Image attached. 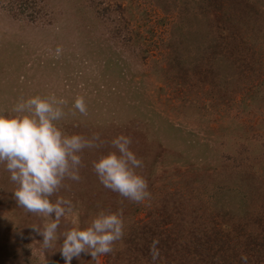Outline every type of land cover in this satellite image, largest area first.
Wrapping results in <instances>:
<instances>
[{
	"label": "rangeland",
	"instance_id": "1",
	"mask_svg": "<svg viewBox=\"0 0 264 264\" xmlns=\"http://www.w3.org/2000/svg\"><path fill=\"white\" fill-rule=\"evenodd\" d=\"M51 93L67 101L65 132L103 141L52 197L73 203L58 232L112 211L124 235L100 264H153L154 238L157 264H264V0H0V111ZM121 133L143 162V202L92 167ZM14 189L0 165V264H65Z\"/></svg>",
	"mask_w": 264,
	"mask_h": 264
},
{
	"label": "clouds",
	"instance_id": "2",
	"mask_svg": "<svg viewBox=\"0 0 264 264\" xmlns=\"http://www.w3.org/2000/svg\"><path fill=\"white\" fill-rule=\"evenodd\" d=\"M66 103L55 93L35 94L19 100L10 113L0 111V165L15 184L13 195L17 204L43 218L42 227L32 225L43 237V247H51L59 240L65 264H71L81 252L90 253L92 260L100 264L99 257L113 252L115 242L123 238L121 213L100 210L86 227L73 219V227L58 232L61 219L73 212V203L62 196L54 200L52 197L64 187L65 180H81L83 150L98 148L103 143L99 134H69L59 126L58 122L66 116ZM72 107L87 115L82 96L75 98ZM131 144L129 135H117L111 140L113 150L101 154L92 167L105 188L139 203L151 193L147 180L137 171L143 162L130 148ZM158 244L159 239L154 238L150 245L153 264L160 259ZM240 259L247 264L246 254L242 253Z\"/></svg>",
	"mask_w": 264,
	"mask_h": 264
}]
</instances>
